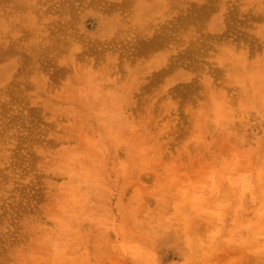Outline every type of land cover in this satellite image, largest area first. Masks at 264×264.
<instances>
[{"label":"rangeland","instance_id":"374dc122","mask_svg":"<svg viewBox=\"0 0 264 264\" xmlns=\"http://www.w3.org/2000/svg\"><path fill=\"white\" fill-rule=\"evenodd\" d=\"M0 264H264V0H0Z\"/></svg>","mask_w":264,"mask_h":264}]
</instances>
